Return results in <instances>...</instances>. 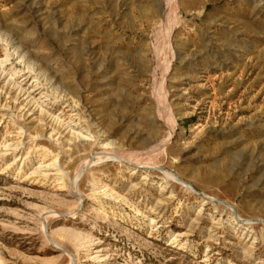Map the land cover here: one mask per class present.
I'll return each mask as SVG.
<instances>
[{
    "label": "rangeland",
    "instance_id": "1",
    "mask_svg": "<svg viewBox=\"0 0 264 264\" xmlns=\"http://www.w3.org/2000/svg\"><path fill=\"white\" fill-rule=\"evenodd\" d=\"M0 264H264V0H0Z\"/></svg>",
    "mask_w": 264,
    "mask_h": 264
},
{
    "label": "bare ground",
    "instance_id": "2",
    "mask_svg": "<svg viewBox=\"0 0 264 264\" xmlns=\"http://www.w3.org/2000/svg\"><path fill=\"white\" fill-rule=\"evenodd\" d=\"M112 153V152H111ZM98 155V157H97V160L98 161H103V160H106L107 158H109L110 156L111 157H113L114 156V158L116 157V158H120L121 160L122 159H125V158H122L121 156H119V155H115V154H110L109 155V153H107V151L104 153L103 151L101 152V153H98L97 154ZM109 155V156H108ZM125 160H127L129 163H134V164H136V165H139V166H144L145 164H144V162H140L139 161V159L138 160H133L132 158H129V157H126V159ZM88 162V161H87ZM92 163V162H91ZM86 166H88V164H85V165H83L79 170H78V172H77V177H76V179L74 180V182H73V192H77V190H78V186H77V179L79 178V176L82 174V172H83V170H84V168L86 167ZM79 191V190H78ZM81 197H83V196H81ZM82 199V198H81ZM51 238V237H50ZM53 240V239H52ZM59 248H63L64 249V246L62 245V244H60V243H57L56 244Z\"/></svg>",
    "mask_w": 264,
    "mask_h": 264
}]
</instances>
